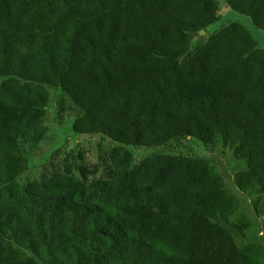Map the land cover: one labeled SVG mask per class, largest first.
<instances>
[{"label": "trees", "instance_id": "16d2710c", "mask_svg": "<svg viewBox=\"0 0 264 264\" xmlns=\"http://www.w3.org/2000/svg\"><path fill=\"white\" fill-rule=\"evenodd\" d=\"M223 1L264 32V0ZM219 6L0 0V264H264V46L238 21L197 43ZM52 90L62 131L111 145L22 182ZM185 138L232 151L233 189L204 156L154 150Z\"/></svg>", "mask_w": 264, "mask_h": 264}, {"label": "rangeland", "instance_id": "374dc122", "mask_svg": "<svg viewBox=\"0 0 264 264\" xmlns=\"http://www.w3.org/2000/svg\"><path fill=\"white\" fill-rule=\"evenodd\" d=\"M219 1V12L221 19L217 23L207 27L202 30L200 35L196 38V42L199 43L204 40L207 36V32H213L220 28L221 25L228 21H238L246 26L253 37L258 39V43L264 46V32L256 29L252 26L251 21L248 17L227 10L224 6L223 0ZM207 31V32H206ZM194 44V42H193ZM59 98H63L58 91L52 90L50 92V101L46 108V115L44 117V123L48 126V134L45 138L38 144V146L31 150H26V156L33 163V166L22 173L19 180L26 182L34 178H40L42 175H47L53 170H60L65 157H73V160H77V155L81 154L84 158V162L90 167L96 160L101 151L108 149L111 145L106 139L100 136H87V137H76L71 136L69 133L62 131L61 129L65 127V120L63 118V123L56 121L57 114L61 112L62 115L70 116L72 114L71 110L64 109L60 111L59 109ZM69 103L65 99L62 105L66 106ZM70 104V103H69ZM157 152H173V153H185L190 155L204 156L208 160L209 164L222 175L226 186L233 189L234 186V173L242 166L241 162H238L233 156L232 151L218 144L216 147L211 148L210 146H205L201 142L192 139L185 138L181 140L173 141L170 144L158 147ZM152 151L150 147L146 148H134L133 157L138 159ZM241 196V202L243 206V211L256 223L252 226L249 231H247L246 238L253 239L262 237L261 230V217H254L251 208V197L238 192ZM254 197V195H253ZM263 238V237H262Z\"/></svg>", "mask_w": 264, "mask_h": 264}]
</instances>
